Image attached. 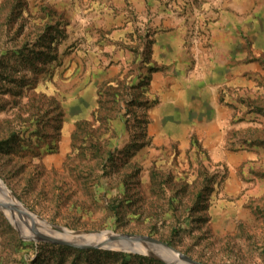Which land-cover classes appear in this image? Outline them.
I'll use <instances>...</instances> for the list:
<instances>
[{"label": "rangeland", "instance_id": "374dc122", "mask_svg": "<svg viewBox=\"0 0 264 264\" xmlns=\"http://www.w3.org/2000/svg\"><path fill=\"white\" fill-rule=\"evenodd\" d=\"M263 1L0 0V264H264ZM164 34L241 55L217 122L153 114Z\"/></svg>", "mask_w": 264, "mask_h": 264}, {"label": "crops", "instance_id": "0c3cea01", "mask_svg": "<svg viewBox=\"0 0 264 264\" xmlns=\"http://www.w3.org/2000/svg\"><path fill=\"white\" fill-rule=\"evenodd\" d=\"M223 21L224 18H220L218 25L224 24ZM229 21L235 27L243 26L242 17L235 15ZM179 23L178 20L164 21L169 27L178 26ZM208 39L210 48L206 53L199 54L195 52V46L184 48L181 34H164L156 38L154 52L160 60L158 62L166 67V70L154 75L150 85L163 99L153 113L158 122L175 114L177 118L172 120L181 121L186 116L194 122H217L221 116L219 108L223 92L228 88H234L235 91L243 88L244 69L241 55L235 58V62L238 59V65L234 64L232 67L229 65V56L227 59L226 54H222L227 50L223 45L226 35H211ZM230 41L241 51V37L229 36L228 42Z\"/></svg>", "mask_w": 264, "mask_h": 264}, {"label": "water", "instance_id": "95a60500", "mask_svg": "<svg viewBox=\"0 0 264 264\" xmlns=\"http://www.w3.org/2000/svg\"><path fill=\"white\" fill-rule=\"evenodd\" d=\"M53 227L55 229H57L58 231L64 233V234L70 233V234H73L74 237H78V238H90V237L96 236L95 238H93V239H95L94 241L88 242L84 246L90 247V246H95V245H98V246L102 245L101 240L98 239L97 235L104 233L103 231L85 233V232L69 231L66 228L59 227V226H53ZM108 240L111 242H116V243L124 242L126 244H131V245L136 243V244H140V245L147 246V247H157V246L159 247V246H161V247L167 249L172 255L181 257L182 260L184 262H186L187 264H194L193 262H190L188 259L184 258L183 256H181L180 254H178L174 250L167 247L166 244L159 242L157 240H154V239H149L146 237L136 236V235H110ZM133 252L141 253V252H137V251H133Z\"/></svg>", "mask_w": 264, "mask_h": 264}, {"label": "bare ground", "instance_id": "6f19581e", "mask_svg": "<svg viewBox=\"0 0 264 264\" xmlns=\"http://www.w3.org/2000/svg\"><path fill=\"white\" fill-rule=\"evenodd\" d=\"M0 192L5 196V197H7V198H11V200L16 204V205H18L17 204V202H16V199L15 198H13V195L8 191V189L2 184V182L0 181ZM19 206V205H18ZM21 208H23L24 210H26L24 207H21ZM27 211V210H26ZM35 216V215H34ZM36 217V216H35ZM37 218V217H36ZM38 219V218H37ZM39 220V219H38ZM40 221V220H39ZM103 234V233H102ZM67 235V237L69 238V239H71V240H77L76 238L77 237H74L73 236V234H70V233H67L66 234ZM101 234H99V235H97V237L98 236H100ZM94 238L96 237V236H93ZM86 240H89V238H85ZM95 239H93V240H91V241H94ZM91 241H89V242H91ZM128 245H131V244H126V243H124V242H120V244L117 246V247H121V248H130V249H137L138 248V246H141L140 244L138 245V244H136V243H134L131 247H129ZM143 246V245H142ZM141 246V247H142Z\"/></svg>", "mask_w": 264, "mask_h": 264}]
</instances>
